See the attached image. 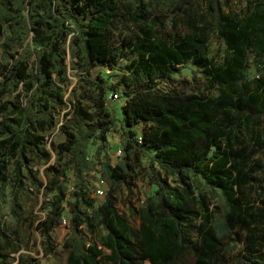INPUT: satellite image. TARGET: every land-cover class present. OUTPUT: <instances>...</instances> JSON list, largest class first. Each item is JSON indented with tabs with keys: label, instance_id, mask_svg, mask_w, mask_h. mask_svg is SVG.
I'll return each mask as SVG.
<instances>
[{
	"label": "trees",
	"instance_id": "1",
	"mask_svg": "<svg viewBox=\"0 0 264 264\" xmlns=\"http://www.w3.org/2000/svg\"><path fill=\"white\" fill-rule=\"evenodd\" d=\"M197 1L0 0V100L20 87L26 92L22 101L0 104V201L11 181L14 196L27 192L26 176L36 189L41 187L33 171L35 160H48L50 153L34 134L54 129L56 112L67 108L58 86L69 79L63 51L69 38L75 69L86 76L87 98L99 108L96 119L82 114L76 127L59 128L66 140L57 145L58 155L69 160L48 168L54 177L43 193L49 208L42 226L45 256L52 253L50 231L62 224V202L69 190L67 171L72 170L77 193L70 204V235L63 243L68 264H101L104 260L110 264H176L189 252L194 258L190 264H230L228 256L240 241L258 247L261 261L250 264H264V231L250 228L254 214L244 209L238 196L252 180L246 168L250 155L246 158L242 150H236L237 139L232 134L233 125L241 119L264 120V68L258 77H246L248 53L264 59V5H258L247 18L235 20L223 15L216 3L215 27L225 39L229 55L222 66L214 67L203 60L205 35L186 33L181 37L179 30L169 34L175 26L169 27L168 17L189 16ZM117 32L130 36L117 45ZM30 33L35 38L46 35L44 43L34 48L28 40ZM125 48L137 56L129 71L145 73L148 80L127 84L132 91L121 107L123 155L114 165L109 158L99 163L107 193L96 206L88 196L91 181L84 176L96 170L88 146L106 142L118 118L114 105L110 110L105 107V82L92 73L97 63L116 68ZM191 63L203 66L217 89L216 96L189 94L187 82L173 79ZM162 81L171 88L161 87ZM145 148L151 151V184L157 190L139 209H133L140 228L132 236L117 203L128 179L137 178ZM11 160L14 175L8 169ZM155 166L167 177L176 176V185L156 172ZM211 199L217 201L214 218ZM10 212L17 221L23 214L16 201ZM192 218L202 220L199 245L182 232ZM83 227L90 237L82 234ZM246 229L242 239L240 232ZM3 239L0 228V242ZM9 258L0 246V264H9Z\"/></svg>",
	"mask_w": 264,
	"mask_h": 264
},
{
	"label": "rangeland",
	"instance_id": "2",
	"mask_svg": "<svg viewBox=\"0 0 264 264\" xmlns=\"http://www.w3.org/2000/svg\"><path fill=\"white\" fill-rule=\"evenodd\" d=\"M220 8L223 15H228L235 20H243L247 18L251 13L255 12L258 5H264V0H198L196 5L193 6L189 16H169L167 23L169 27L171 24L174 27L170 30L169 34L173 35L174 30H179L180 36L183 37L186 33L203 34L207 37L205 50L202 52L203 60L206 63H211L214 67L222 66L225 59L229 55L228 48L223 36L218 34L216 29L214 17L215 7ZM6 34L8 32L6 31ZM130 36L126 32H117V45L123 44V38ZM177 37L176 36H171ZM165 39H170L168 35H164ZM46 35H40L34 37L33 33H30L28 40L33 43V47L36 48L44 43ZM71 38L63 46V51L67 58L69 79L68 82L60 84L58 90L63 96L67 108L57 111L55 114L56 127L51 131L37 132L34 137L43 141L42 146L50 153V158L47 160L36 161L33 171L35 177L40 183V189H36L28 179L25 177L27 190L26 193L19 192L16 196L13 195V181L6 188L4 196L0 201V228L4 235L3 241L0 242L2 250L9 254V264H27L32 260L40 261V264H68V251L63 248V243L70 235L69 229V210L70 204L74 201V195L77 193L76 188L73 185L74 173L72 170L67 171V178L69 180V190L62 202V216L67 219V225H59L54 227L50 231L51 242L49 244L52 247V253L49 256L44 255L43 243L45 242V234L42 226L49 215V208L44 205L45 196L44 188L53 179V174L49 171L50 166L58 167L61 163L69 160V157L60 159L58 155L57 145L61 142H65V135L59 130L61 125L74 128L79 124V117L82 114L90 116L93 119L98 117L99 108L91 102L87 96L89 95L88 86L85 83L86 76L82 75L75 69V57L74 49L72 47ZM1 53V50H0ZM134 61H137V56L132 52L130 48H125L122 51V55L115 68H109L108 66L97 63L93 69V75L103 79L105 82L108 95L105 97V107L110 110L114 105L117 108L116 116L118 123L115 129H111L107 136L106 142H95L88 146V155L96 164V170L86 174L91 184L88 188V196L90 199L95 200L96 206L101 204L104 200V196L107 193V187L100 186L98 179L101 177L100 162H104L107 158L111 159L114 165L117 162L115 157L118 147L121 145V130L125 129L124 126V112L121 107L125 100L131 96L132 89L127 87V84L133 85L139 81H147L148 75L145 73H131L128 66ZM248 67L246 71L247 79L251 80L258 77L262 68H264V59L260 60L256 54L248 53L247 56ZM126 77L127 79H123ZM173 79L180 82H187L185 84L186 92L196 93L197 95H217V89L211 85L209 78L204 72L203 66L197 67L194 64H187L182 71L173 76ZM125 80V81H123ZM164 89H170L171 85L162 81L160 84ZM180 90L183 86L177 85ZM26 92L20 87L18 90H13L11 93H7L1 100L0 104L9 101H22ZM118 94V99L114 100L113 95ZM233 125L232 134L236 137L235 148L236 150H242L244 157L250 155V160L246 166L247 171L252 176L251 182H249L242 191H238L239 199L241 200L244 209H250L254 214L255 220L251 225V229L256 232L264 231V120L253 119L250 122H246L245 119H241L240 123ZM141 124L140 127H143ZM97 153V154H96ZM149 149H144L142 153V159L140 163L141 170L137 178L128 179L127 183L121 188V194L117 203V209L119 214L127 219L129 225V231L132 236L140 228V220L134 215L133 209H139L141 201L153 195L157 187L151 184V175L153 170L149 168ZM156 172L161 173L163 178L169 179L168 181L172 185H176L174 182L177 179L176 176H169L160 170L157 166L154 167ZM9 173L14 175L15 162L9 161ZM27 175V172L24 171ZM103 191L102 195H98V190ZM198 193V191H197ZM51 196H49V199ZM48 199V200H49ZM16 201L22 207V217L17 221L10 212L12 203ZM210 210L213 218L217 214V201L211 199ZM202 220L190 219L183 226L182 232L189 236L195 245H199L202 238ZM82 234L85 236H91V234L83 227L81 228ZM246 230L241 231L242 239L245 238ZM103 233V232H100ZM237 247L229 254L228 260L230 264H250L252 260L261 261L257 246L249 247L246 241H240L236 243ZM192 252L187 253L176 264H190L193 262ZM101 264H110V262L104 260ZM144 264H151L149 261H145Z\"/></svg>",
	"mask_w": 264,
	"mask_h": 264
},
{
	"label": "built area",
	"instance_id": "3",
	"mask_svg": "<svg viewBox=\"0 0 264 264\" xmlns=\"http://www.w3.org/2000/svg\"><path fill=\"white\" fill-rule=\"evenodd\" d=\"M118 94H115L113 95L112 97L114 98V100H117L118 99ZM138 142L139 143H142V137L141 136H138ZM123 155V150H122V147L121 145L118 147L117 151H116V154H115V157L117 159V161L122 157ZM102 177H100L98 179V183L100 186H105L106 184L104 183V181L101 179ZM98 195H102L103 194V191H101L100 189L97 191ZM144 200L141 201V203L143 202ZM67 219L66 218H62V224L63 225H67Z\"/></svg>",
	"mask_w": 264,
	"mask_h": 264
}]
</instances>
